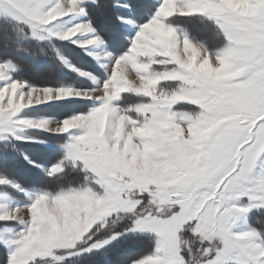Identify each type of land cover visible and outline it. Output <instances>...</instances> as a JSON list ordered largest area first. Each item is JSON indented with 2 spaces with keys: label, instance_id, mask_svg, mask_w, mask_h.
I'll return each instance as SVG.
<instances>
[{
  "label": "snow or ice",
  "instance_id": "snow-or-ice-1",
  "mask_svg": "<svg viewBox=\"0 0 264 264\" xmlns=\"http://www.w3.org/2000/svg\"><path fill=\"white\" fill-rule=\"evenodd\" d=\"M262 218L264 0H0V264H264Z\"/></svg>",
  "mask_w": 264,
  "mask_h": 264
},
{
  "label": "trees",
  "instance_id": "trees-1",
  "mask_svg": "<svg viewBox=\"0 0 264 264\" xmlns=\"http://www.w3.org/2000/svg\"><path fill=\"white\" fill-rule=\"evenodd\" d=\"M85 65H86V62H84ZM65 77L66 78H72L73 74L72 73H69L65 70V73H64ZM37 82H40V83H43L44 81H37ZM50 108H56V107H50ZM45 110L46 108L44 107L43 109H40L38 111L37 114H43L45 113ZM46 135L47 134H44V133H35L34 136L36 138H39V139H45L46 138ZM21 147L27 151V152H31L33 154L34 157L42 160V161H51L53 160V153L48 150L47 148H44L42 146H39V145H28V144H24V145H21ZM37 173L35 172V170H33L32 173H26L25 171V168L24 167H17L15 169L12 170V175L13 176H16V177H19L21 179H31L32 177H34ZM264 219V218H262Z\"/></svg>",
  "mask_w": 264,
  "mask_h": 264
},
{
  "label": "rangeland",
  "instance_id": "rangeland-1",
  "mask_svg": "<svg viewBox=\"0 0 264 264\" xmlns=\"http://www.w3.org/2000/svg\"><path fill=\"white\" fill-rule=\"evenodd\" d=\"M51 106H45V108H46V110H45V113H50V114H52V115H55V116H58V115H60L61 116V114L57 111V110H51V109H53V108H50ZM44 108V107H43ZM42 108V109H43ZM66 111H68L67 109L66 110H64V113L63 114H65L66 113ZM62 114V115H63ZM35 133H39V132H31V133H28L29 135H32V136H34V134ZM41 133V132H40ZM45 134V133H44ZM35 137V136H34ZM39 139V138H38ZM42 140V139H41ZM38 145V144H37Z\"/></svg>",
  "mask_w": 264,
  "mask_h": 264
},
{
  "label": "crops",
  "instance_id": "crops-1",
  "mask_svg": "<svg viewBox=\"0 0 264 264\" xmlns=\"http://www.w3.org/2000/svg\"><path fill=\"white\" fill-rule=\"evenodd\" d=\"M45 107V106H44ZM51 110H57L60 114H61V116H63L64 114V110H66V108L65 107H56V108H54V109H51ZM68 110V109H67ZM67 112V111H66ZM63 114V115H62ZM60 115H58L57 117H59ZM31 133V132H30ZM39 146H42V147H44V148H47L48 149V146H47V144H38Z\"/></svg>",
  "mask_w": 264,
  "mask_h": 264
}]
</instances>
